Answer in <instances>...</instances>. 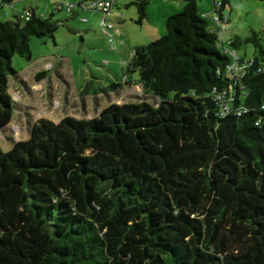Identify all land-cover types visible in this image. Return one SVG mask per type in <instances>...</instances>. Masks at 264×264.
I'll return each mask as SVG.
<instances>
[{
	"label": "trees",
	"instance_id": "obj_1",
	"mask_svg": "<svg viewBox=\"0 0 264 264\" xmlns=\"http://www.w3.org/2000/svg\"><path fill=\"white\" fill-rule=\"evenodd\" d=\"M58 3L55 12L67 11ZM129 5L139 24L148 19L150 0ZM230 5L214 1L201 15L186 0L164 37L134 50L123 73L141 87L136 101L92 118L39 119L28 139L0 147V264H264V39L228 40L234 51L254 48L235 51L252 64L232 75L215 21L230 29ZM79 9L83 1L67 12ZM55 12L28 7L0 21V130L28 108L10 93L11 78L29 88L12 59L31 60V38L55 40ZM222 90L228 112L213 94Z\"/></svg>",
	"mask_w": 264,
	"mask_h": 264
},
{
	"label": "rangeland",
	"instance_id": "obj_2",
	"mask_svg": "<svg viewBox=\"0 0 264 264\" xmlns=\"http://www.w3.org/2000/svg\"><path fill=\"white\" fill-rule=\"evenodd\" d=\"M56 0H14L12 5L0 7V21L5 22L22 15L28 7L38 15L50 17L55 12ZM132 0H116L113 12L103 15L95 11L55 12L54 19L61 23L51 38H31V60L16 55L12 67L27 82L29 88L10 80V93L14 100L26 110H14L12 122L0 130V147L9 151L11 140H26L30 129L39 119L59 122L67 116L83 118L96 117L98 112L112 103L134 102L142 94L141 88L127 83L119 92L107 94L102 89L124 79L123 65L129 61L135 47L148 45L166 35L162 3L166 0H150L147 8L148 19L137 22V8L129 5ZM180 1V0H178ZM182 1V0H181ZM186 1V0H185ZM222 0H215V2ZM226 13L230 15V31L221 34L228 50H233L227 40L238 36L249 37L252 32L264 39V0H230ZM199 12L209 14L213 10V0H197ZM164 12V13H163ZM113 25L109 34L103 32L102 18ZM83 18L87 21L83 22ZM222 47V43H219ZM238 55L252 57V45L242 44L235 50ZM48 71L45 79L36 82L35 76ZM138 79L139 76L135 75ZM89 88L90 94H87ZM97 94V96H95ZM96 97V100H95ZM154 103V99L149 100Z\"/></svg>",
	"mask_w": 264,
	"mask_h": 264
},
{
	"label": "built area",
	"instance_id": "obj_3",
	"mask_svg": "<svg viewBox=\"0 0 264 264\" xmlns=\"http://www.w3.org/2000/svg\"><path fill=\"white\" fill-rule=\"evenodd\" d=\"M83 1V6L85 9L90 10V11H96L102 13L104 16L111 13L114 9L115 1L116 0H79L77 3H72V2H62L59 1L57 6L60 8H64L67 11H71L75 9L78 3ZM30 17L29 13L25 14V18L28 20ZM87 19H83V22H86ZM215 21L218 23L220 26V33H219V38L221 37L222 31L225 30L228 25L225 22L220 21V17L216 16ZM101 27L104 33L108 34L110 30L113 29V25L106 20L104 17ZM110 37V42L113 43L114 40L112 37ZM222 41V40H221ZM227 43L230 44V42L227 40ZM227 53L233 58V63L230 67H228V70L232 73V75H239L240 78L245 75L246 68L252 64V62L245 60L243 64L239 62V58L237 54L235 53L234 50H228ZM213 94L215 95V99L220 105V107L228 112L230 108V102L232 101L231 98H229L228 92L226 90L222 91H214Z\"/></svg>",
	"mask_w": 264,
	"mask_h": 264
},
{
	"label": "crops",
	"instance_id": "obj_4",
	"mask_svg": "<svg viewBox=\"0 0 264 264\" xmlns=\"http://www.w3.org/2000/svg\"><path fill=\"white\" fill-rule=\"evenodd\" d=\"M56 1H62V2H73V1H75V2H79V0H56ZM56 1H55V5H56ZM215 0H213V2H214ZM219 2V1H218ZM115 4H116V1H115ZM115 6V5H114ZM184 6H185V0H180V1H178V0H166L165 1V3H162V8H164V9H166L167 11H166V13L164 14V23H165V26H166V21H167V19L171 16V15H174V14H176V13H179V12H181L182 10H183V8H184ZM213 8V7H212ZM198 10H199V8H198ZM79 11H83V12H87V11H90V10H84V9H79ZM79 11H78V14H79ZM96 12V11H95ZM164 13V12H163ZM201 15H205V13H201V12H199ZM212 13V12H211ZM211 13H209V14H211ZM225 13H226V11H225ZM209 14H206V15H209ZM227 14V13H226ZM74 17H76V16H74ZM229 17H230V15H229ZM103 19L104 18H102V21H103ZM107 20V19H106ZM230 21H231V17H230ZM231 30V28L230 29H228V30H226V31H230ZM140 46H144L143 44H140V45H138V47H140ZM137 47H135V49H136ZM134 49V50H135ZM126 64V63H125ZM125 65H123V67H124ZM124 82V83H123ZM125 84V86H127V81H126V79H125V77H124V79L121 81V84ZM122 84V85H123ZM108 87V86H107ZM138 88L140 87V86H137ZM122 88H123V86H122ZM141 88V87H140ZM110 94V93H109ZM89 95V94H88Z\"/></svg>",
	"mask_w": 264,
	"mask_h": 264
},
{
	"label": "clouds",
	"instance_id": "obj_5",
	"mask_svg": "<svg viewBox=\"0 0 264 264\" xmlns=\"http://www.w3.org/2000/svg\"><path fill=\"white\" fill-rule=\"evenodd\" d=\"M113 12V11H112Z\"/></svg>",
	"mask_w": 264,
	"mask_h": 264
}]
</instances>
